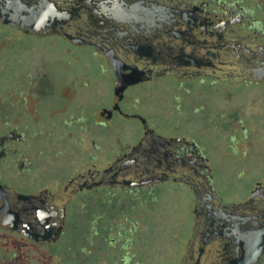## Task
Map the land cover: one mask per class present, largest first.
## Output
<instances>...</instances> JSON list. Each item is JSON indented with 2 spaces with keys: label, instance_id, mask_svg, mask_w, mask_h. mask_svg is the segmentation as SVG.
<instances>
[{
  "label": "flooded vegetation",
  "instance_id": "af4514ba",
  "mask_svg": "<svg viewBox=\"0 0 264 264\" xmlns=\"http://www.w3.org/2000/svg\"><path fill=\"white\" fill-rule=\"evenodd\" d=\"M180 1L177 20L193 35L264 44V0ZM4 30L10 40L0 45V264H183L189 251L192 264H232L226 251L236 243L221 237L211 214L219 201L264 200V79L223 78L206 65L154 54L128 62L140 79L121 88L125 67L112 48L64 34L57 35L70 46H36L25 36L52 34L26 33L0 19ZM83 45L91 47L84 52L93 75L78 60ZM241 83L254 87H230ZM210 132L225 139L226 157L241 162L235 176L251 177L245 197L219 196L203 143ZM210 192L197 216V196ZM178 197L191 204L180 254L169 247L173 236L160 216ZM245 264H264V247Z\"/></svg>",
  "mask_w": 264,
  "mask_h": 264
},
{
  "label": "water",
  "instance_id": "95a60500",
  "mask_svg": "<svg viewBox=\"0 0 264 264\" xmlns=\"http://www.w3.org/2000/svg\"><path fill=\"white\" fill-rule=\"evenodd\" d=\"M182 10L180 0H0V19L26 33L64 34L74 43L112 48L125 67L117 77L121 88L140 79L128 62L154 54L173 64L206 65L223 78L264 79V44L220 33L193 35L177 20ZM212 192L208 198L197 196V216ZM217 207L212 223L216 220L221 237L236 243L227 247L226 257L234 258L232 264L255 260L264 247V200L219 201ZM192 262L189 251L183 264Z\"/></svg>",
  "mask_w": 264,
  "mask_h": 264
},
{
  "label": "rangeland",
  "instance_id": "374dc122",
  "mask_svg": "<svg viewBox=\"0 0 264 264\" xmlns=\"http://www.w3.org/2000/svg\"><path fill=\"white\" fill-rule=\"evenodd\" d=\"M2 32L4 33L0 32V45L9 46L10 38L7 37V35H9V32H6L5 30ZM25 38L31 44L47 47L48 49H50L52 45H55L57 43H61L65 46H70L68 39L63 35H27L25 36ZM1 50V55L9 54V48L3 47L1 48ZM77 51L78 60L81 63V66L85 67L86 71L88 73H92L93 75L95 70L92 64V57L90 53H86L91 51V47L87 45L78 46ZM230 87L233 91L237 92L240 89H247L254 86L253 84L241 83L239 85H232ZM86 135L87 137H89L90 133ZM224 142L225 139H223L220 135L217 136L215 134H212L211 132L203 138L204 146L214 167L216 190L219 196L224 201H230L236 200L235 198H233V196H237L240 198L245 197L251 183V177H240L243 178L240 179L235 176V172L240 168L241 162L239 160L226 157L228 155V149L226 148ZM82 151L83 149L81 150V152ZM222 152L224 154H222ZM173 201L174 202H172L169 208L162 207V211L160 214L161 226L162 229H164V232L172 233L173 239L169 243V247L180 254V252L183 250L186 238L188 237V234L190 232L191 204L187 203L188 200L181 201V198L179 197ZM177 211H180V213L174 219L168 217L169 213H172V215H174ZM164 264H171V260H166Z\"/></svg>",
  "mask_w": 264,
  "mask_h": 264
}]
</instances>
